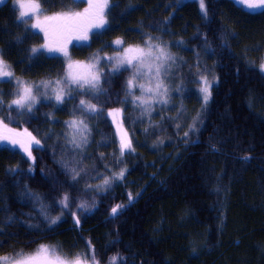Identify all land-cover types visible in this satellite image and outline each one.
<instances>
[{"label": "trees", "instance_id": "obj_1", "mask_svg": "<svg viewBox=\"0 0 264 264\" xmlns=\"http://www.w3.org/2000/svg\"><path fill=\"white\" fill-rule=\"evenodd\" d=\"M35 1L41 21L84 14L96 2ZM15 2L0 4V53L31 84L58 81L64 58L85 59L95 50L151 42L172 62L164 79L168 102L150 114L129 94L128 70H103L98 91L72 89L63 103L49 92L31 112L9 108L18 85L0 82V120L16 134L9 138L31 146L27 159L0 145V260L43 245L92 264H264V11L249 13L233 0H204L207 15L194 2L108 0L106 25L88 42L50 30L65 57L31 52L45 33L19 22ZM202 77L212 83L206 103ZM80 99L97 111L81 112ZM74 119L88 127L80 148L70 142ZM118 128L131 143L123 154Z\"/></svg>", "mask_w": 264, "mask_h": 264}, {"label": "snow or ice", "instance_id": "obj_2", "mask_svg": "<svg viewBox=\"0 0 264 264\" xmlns=\"http://www.w3.org/2000/svg\"><path fill=\"white\" fill-rule=\"evenodd\" d=\"M240 2L247 6L248 9H257L264 7V0H240ZM5 3V0H0V4ZM19 3V17L20 23H30L31 17L33 15L36 16V23L32 25L34 28H39L41 31L45 33V43L37 47H33L31 52L33 54L39 52L41 49L46 50L47 52H62L65 56H67V51L65 47L61 44H53L50 39V30L52 32H67V33H75V32H83L82 35L77 36L79 39H87V31L90 30L91 27L102 28L106 23L105 20V9L107 8V0H96L94 3L89 4V8L85 9L84 14L80 13H64L62 15L56 16H44L43 21L39 19L40 13V5L37 3L25 4L23 0H18ZM200 8L204 15H207V10L205 7L204 0H200ZM30 9V10H29ZM52 22H59L57 24H53ZM47 26V27H45ZM117 45H120L122 41H115ZM110 60H114L115 63L112 65L113 71H119L122 67L127 66L132 69V74L127 81L129 94L132 93L134 87H139L141 89V96L136 97L133 96L134 100H139L140 105H150L151 102L157 103H167L168 102V93L169 89L165 85L164 80L162 79V69H165V65L172 57L168 54L166 49L160 45L152 44L151 42L146 43V47H126L123 49L122 55H118L116 57H109ZM87 71H78L73 73L69 72L70 84L76 85L78 89L81 90L85 95H87L89 90L96 89L99 85L101 79V73L98 70L96 65H88ZM8 65L4 62L2 53H0V75L11 76L12 73L10 71H6ZM68 68L71 70L73 65L69 63ZM166 70V69H165ZM260 70L264 71V63L260 64ZM146 78L150 84L154 82L153 86H147L144 83L137 84L139 79ZM203 86L200 89L202 93H204V101L205 103L209 99L210 96V87L207 77H202ZM67 82V81H66ZM62 83L60 81L57 82L58 87L53 89L54 99L57 103L64 102L65 90L62 87H59V84ZM47 87V84L43 85ZM37 97L33 95V91L31 87H23L22 92L17 94V98L11 101V104L8 105L9 108H12L14 105L18 109H27V111L31 112L32 106L36 102ZM79 104L81 106V112L92 113L97 111V107L95 104L86 101L85 99H80ZM109 115H113V113H109ZM69 123V128L73 129V135L71 138V143L76 147L80 148L87 140V125L83 120H72ZM0 125L3 126V130L5 133H10L12 130L8 128L7 124L4 123L3 120H0ZM77 134L79 139L77 138ZM188 133H185L187 135ZM4 139H10L8 135L4 136ZM12 143H18V141L12 140ZM38 144L39 141H36ZM21 147H24L21 144ZM130 147V143L126 140V138H121V154H123L126 148ZM28 151L27 148H25ZM29 157H31V152L28 151ZM73 179L79 175L75 169L72 170ZM125 170H121L119 174L116 176L117 179L124 178ZM105 185L109 184V180L105 179ZM68 196L64 195L63 199L60 200V203L64 208H68ZM132 197L129 194V200L131 201ZM80 208L86 209L87 205L85 203H81L79 205ZM114 207L112 209V213L115 215L117 213V208ZM59 217L52 219L51 223L55 224ZM79 221H77L78 223ZM41 251L47 253L49 250L45 246H41ZM7 260V258H4ZM93 261H95V256L91 257ZM114 260V258H113ZM17 264H30L27 260L18 261ZM41 264H64V261L59 258L49 259L45 256ZM75 264H79L77 260Z\"/></svg>", "mask_w": 264, "mask_h": 264}, {"label": "rangeland", "instance_id": "obj_3", "mask_svg": "<svg viewBox=\"0 0 264 264\" xmlns=\"http://www.w3.org/2000/svg\"><path fill=\"white\" fill-rule=\"evenodd\" d=\"M23 2L25 4H30V3L39 4V2H37L35 0H23ZM180 2L181 3L194 2L197 5V7L200 10V12L202 14H204L201 11V8H200V0H180ZM233 2H235L238 6H240L241 8H243L245 11H247L249 13H257V12L264 11V7L257 8V9H254V10L253 9H248L246 5H244V4H242L240 2V0H233ZM107 3H108V0H107ZM15 5L19 9L18 0H16ZM105 13H106V9H105ZM47 16L51 17L53 15H47ZM42 18H43L42 9H41V6H40L39 19L41 20ZM35 23H36V16L33 15L31 17V21L29 23V26L32 28V25L35 24ZM105 25H106V23L104 24V26ZM102 28L91 27L90 30H88L87 33H86L87 39H79V38H77V36L82 35L83 32L72 33V35H71L72 40L71 41L73 43H75V44L76 43L77 44L86 43V42L89 41V35H90L91 31H97V30H100ZM152 44H155V43H152ZM112 45H116V43L114 42ZM126 47H133V48H135V47H146V44L142 45V46H132V45L131 46H125L124 48H126ZM124 48H122L119 51H115V52H111V53L100 52V51L95 50L92 54H90L89 57H87L85 59H76V58H71L70 56L66 57L62 52H60L58 55L66 57V58H64V60H65L64 73H63L62 77L58 80V81L62 82V83L59 84V87L64 88L65 93H66L65 96H64V100L66 98H68L69 95L72 93V91H73L72 89H78L76 87V85L70 84V77H69V72L70 71H72L73 73L78 72V71H87V67L86 66H88V65H96L98 70L101 73V79H100L98 87L96 89H93L92 91H98L99 90L100 83H101V80H102V72L105 69H109V71L112 74H116L118 72L128 70L130 72V75H129V78H130V76L132 74V69L131 68H128L127 66H125V67H122L119 71H113L112 70V65L115 63V61L109 59V57H116L118 55H122ZM171 62H172V60H169L167 62V64L165 65V69L166 70L162 69V79L163 80L165 79V76L167 75V73L170 71ZM69 63H71L73 65V68L71 70L68 68ZM262 63H264V60H263ZM6 64L8 65V68L6 69V71H10L12 73V75L11 76L0 75V82L7 81V80H15V82L18 85L19 92H22L23 87H31L32 91H33V95H35L37 97V100H36V102L34 103L33 106H35L37 101L43 100L44 98H46L48 96L49 92L52 95V97L54 98L53 89L58 87V85H57L58 81H55L53 83L43 82V83L31 84L29 80H27L25 78H20V77L15 76V74L13 73L10 65L8 63H6ZM260 72L264 76V71L260 70ZM129 78H128V80H129ZM164 82H165V80H164ZM208 82H209V80H208ZM139 83H144L146 85V87L154 85V82H152V84H150L149 81L146 78L139 79L137 81V84H139ZM44 84H47L48 86L44 87L43 86ZM209 84H210V82H209ZM210 85L212 87V83ZM211 87H210L209 91H211ZM131 94H132V98H133V96L139 97V96H141V89L139 87H134ZM202 94L204 96V93H202ZM133 101L138 107L144 109V112H146L147 114H150V112L155 110L154 108L156 106L159 107V106H162L164 104V103H157V102L153 101V102L150 103V105H147V104L146 105H140V101L139 100H134L133 99ZM19 111L20 112H26L27 109L26 108L25 109H19ZM68 132L70 134V138H72L74 130L69 128V124H68ZM117 133L119 134L120 138L124 137L130 143V141H129L127 135L125 134V132H121L119 130V128H118ZM87 134H88V127H87L86 136H87ZM5 135H16V134L12 133V132L5 133L4 130H3V126L0 125V145L8 147L10 149L19 148L26 155L27 159L30 158L29 155H28V151L31 152V146H30V141L29 140H26L25 138H21V137H18L17 139L15 137H12L10 139H4ZM77 138L79 139L78 134H77ZM12 140L18 141V143H12L11 142ZM21 144H23L24 147H21ZM130 145H131V143H130ZM25 148H27L28 151H26ZM120 149H121V141H120ZM128 149L129 148H126L124 150V153L128 152ZM45 247L49 250L47 253L42 252L41 251V247H40V249H38L37 251H35V252L31 253V254L22 255V256H19V257H15V258H9L8 257L7 260H5L3 258V259L0 260V264H17L18 261H22V260H27V261L30 262V264H41V261H42V259L45 256H47L49 259L59 258L60 260L64 261V264H75L76 260H68L66 258L58 257L57 254L54 252L53 248H51L49 246H45ZM79 264H92V263L85 262V261H80Z\"/></svg>", "mask_w": 264, "mask_h": 264}]
</instances>
